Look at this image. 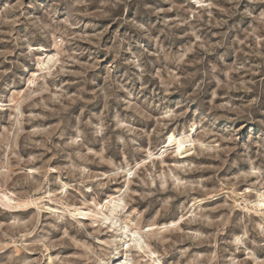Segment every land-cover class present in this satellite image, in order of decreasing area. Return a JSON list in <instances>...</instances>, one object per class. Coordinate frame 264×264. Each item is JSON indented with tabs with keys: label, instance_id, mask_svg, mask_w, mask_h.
<instances>
[{
	"label": "clouds",
	"instance_id": "clouds-1",
	"mask_svg": "<svg viewBox=\"0 0 264 264\" xmlns=\"http://www.w3.org/2000/svg\"><path fill=\"white\" fill-rule=\"evenodd\" d=\"M0 264H264V0H0Z\"/></svg>",
	"mask_w": 264,
	"mask_h": 264
},
{
	"label": "rangeland",
	"instance_id": "rangeland-1",
	"mask_svg": "<svg viewBox=\"0 0 264 264\" xmlns=\"http://www.w3.org/2000/svg\"><path fill=\"white\" fill-rule=\"evenodd\" d=\"M56 254H58V251H53V252L51 253V255H56Z\"/></svg>",
	"mask_w": 264,
	"mask_h": 264
}]
</instances>
